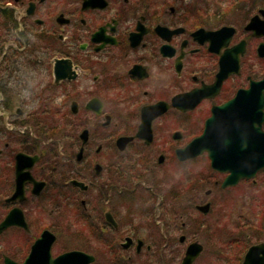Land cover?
Returning a JSON list of instances; mask_svg holds the SVG:
<instances>
[{
	"label": "flooded vegetation",
	"instance_id": "1",
	"mask_svg": "<svg viewBox=\"0 0 264 264\" xmlns=\"http://www.w3.org/2000/svg\"><path fill=\"white\" fill-rule=\"evenodd\" d=\"M227 112L238 151L264 142V0H0V264L44 235L45 264H176L199 245L196 264L264 176L224 188L228 164L179 159ZM256 206L233 264L264 244Z\"/></svg>",
	"mask_w": 264,
	"mask_h": 264
},
{
	"label": "water",
	"instance_id": "2",
	"mask_svg": "<svg viewBox=\"0 0 264 264\" xmlns=\"http://www.w3.org/2000/svg\"><path fill=\"white\" fill-rule=\"evenodd\" d=\"M222 76L225 75L227 63L225 58L221 62ZM235 102L225 106L220 110V113H225L226 109L232 106ZM220 113L216 114L215 118L211 120L206 128L204 135L195 140L191 147V157H179L180 160L195 158L207 152L212 161V167L217 171H223L222 167L229 165L228 171L231 175L226 179L223 187H233L243 179H254L257 174L264 170V142H256L250 145V151L247 148L245 152H240L235 145L234 132L235 120L232 112L228 113V118L219 119ZM222 135L226 139L222 140ZM189 150V149H188ZM188 152V151H187ZM48 244V247L45 244ZM46 250V253L44 252ZM203 248L199 245H192L182 264H194L196 259L202 253ZM49 242L44 235L32 249L30 257L24 264H45V259H49ZM259 255L264 257V244L252 247L246 255L244 264H264V258L258 259ZM94 258L83 253L75 252L63 255L51 262V264H91ZM7 264H16L8 262Z\"/></svg>",
	"mask_w": 264,
	"mask_h": 264
},
{
	"label": "rangeland",
	"instance_id": "3",
	"mask_svg": "<svg viewBox=\"0 0 264 264\" xmlns=\"http://www.w3.org/2000/svg\"><path fill=\"white\" fill-rule=\"evenodd\" d=\"M34 132L37 131L33 128ZM39 136V135H38ZM40 137V136H39ZM235 200H230L231 206L235 205V220H225L216 227L218 235L210 234L206 236V247L204 255L196 264H233L235 256V241L241 240L247 244L255 243L259 237H254L247 232V228L255 223L257 216L255 211L257 202L262 204L261 211L264 212V176L261 177L258 187H240L236 189ZM232 194V195H233ZM237 202V204H235ZM260 211V210H259ZM230 212H232L230 210ZM262 219V218H261ZM264 220H260V223ZM248 233V234H247ZM247 234V235H246ZM264 231H262V236ZM251 236V237H250ZM179 258L176 264H181L184 256L182 249H179Z\"/></svg>",
	"mask_w": 264,
	"mask_h": 264
}]
</instances>
